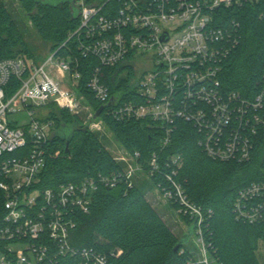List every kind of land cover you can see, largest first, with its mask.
<instances>
[{"label": "built area", "instance_id": "obj_1", "mask_svg": "<svg viewBox=\"0 0 264 264\" xmlns=\"http://www.w3.org/2000/svg\"><path fill=\"white\" fill-rule=\"evenodd\" d=\"M260 1L68 0L74 11L78 9L80 22L42 62L25 52L0 56V189L5 210L0 215V264H110L121 249L106 252L72 242L75 215L91 211L101 186L134 187L139 171L150 178L161 172L165 183L159 179L154 186L166 199L179 203L181 216L197 221L199 254L193 250L190 264H219L204 236L205 212L175 178L184 164L180 153L161 159L154 151L145 163L140 149L129 152L123 146L133 160L127 166L125 156L115 157L123 166L109 174L96 171L79 181L43 187L49 143L56 130L49 115L53 106L67 109L90 130H104V118H95L98 107L81 87V58L93 56L97 63L87 86L101 105L112 102L108 114L121 120L151 118L164 130V145L176 121L185 119L198 129V143L210 157L250 159L254 138L264 128V72L253 98L223 90V65L241 34L240 23L235 18L223 22L218 10ZM117 63L134 67L130 85L143 101L111 94L101 80L102 67ZM21 111L28 113L29 122L10 118ZM39 112L46 114L45 120ZM163 163L171 171H165ZM234 210L240 220L264 221V181L240 189ZM208 213L211 216L212 210Z\"/></svg>", "mask_w": 264, "mask_h": 264}, {"label": "trees", "instance_id": "obj_2", "mask_svg": "<svg viewBox=\"0 0 264 264\" xmlns=\"http://www.w3.org/2000/svg\"><path fill=\"white\" fill-rule=\"evenodd\" d=\"M21 3L42 41L48 49H55L68 39L69 32L80 20L68 1L52 3L43 0H21ZM264 0L243 7H221L222 21L235 18L240 23V43L225 60L220 75L225 91L238 90L253 98L259 89L264 72ZM73 43V41H70ZM64 51V49H63ZM19 52L35 56L25 37L15 23V18L3 1L0 2V56H13ZM131 56L129 54L128 58ZM97 61L93 56L81 58L82 90L90 102L100 107L87 81ZM134 67L117 63L102 67L101 80L109 86L111 94H121L123 99H139L130 82ZM179 94L182 91L179 90ZM106 105L101 113L115 138L129 151L140 149L142 161L154 151L161 159L173 153L184 157L182 168L175 175L183 183L188 198L200 205L206 219L202 224L205 239L211 243L210 251L219 264H264L259 256L260 241H264V221L250 223L236 217L234 203L240 189L252 182L264 181V128L254 138L251 158L245 161H224L210 157L199 145L200 133L194 124L178 119L171 139L162 143L164 130L151 118L121 120L107 113ZM49 117L55 119L56 130L50 139L47 165L42 175L43 187H55L68 181H79L86 174L101 171L105 174L123 166L121 161L105 147L99 135L85 127L80 118L67 109L53 106ZM63 125H73V130L59 133ZM69 149L67 148V141ZM163 169L171 171L165 163ZM162 179L158 172L151 182ZM144 184L126 188L101 186L95 193L89 213L75 215L77 226L72 231V242L77 246H94L109 252L121 249L110 264H190L193 248L180 241L158 211L147 200ZM179 207V203L175 204ZM212 210L210 216L208 211ZM3 192L0 189V215L4 212ZM193 232L197 230L195 219L183 216Z\"/></svg>", "mask_w": 264, "mask_h": 264}, {"label": "rangeland", "instance_id": "obj_3", "mask_svg": "<svg viewBox=\"0 0 264 264\" xmlns=\"http://www.w3.org/2000/svg\"><path fill=\"white\" fill-rule=\"evenodd\" d=\"M4 4L8 7L9 11L12 13L15 18V23L21 31L23 37L27 42L29 48L35 54V58L38 63L42 62L45 57L48 55L49 46L44 41L37 31V28L31 20V16L25 8L23 7L21 0H2ZM52 3H59L68 0H43ZM76 14L79 12L78 9H75ZM137 77V75H136ZM84 104H88L87 101H83ZM97 107V106H96ZM83 112L82 114H84ZM38 117L42 120L46 119V114L39 112ZM11 119H15L18 123L23 124L30 121V116L26 111H21L10 116ZM104 130H97L96 132L101 138L105 147L119 160L120 156H125L126 160H123L125 166L128 165V162H133L131 155L127 153L123 148L121 142H119L114 134L110 131L107 125H104ZM73 130V125H63L57 131L59 133H67ZM121 161V160H120ZM136 184H144L143 190L147 200L150 204L158 211L170 229L178 237H182L185 233L190 231L188 221L183 218L178 212V208L175 203L171 200L165 198L163 193L159 191L151 182V178L147 176L143 171H139L136 175ZM189 247L193 248L197 254H199V243L198 236L195 232H192L188 238ZM259 256L264 260V241H260ZM2 257V252L0 251V261ZM218 264V263H214Z\"/></svg>", "mask_w": 264, "mask_h": 264}, {"label": "water", "instance_id": "obj_4", "mask_svg": "<svg viewBox=\"0 0 264 264\" xmlns=\"http://www.w3.org/2000/svg\"><path fill=\"white\" fill-rule=\"evenodd\" d=\"M112 102H109L107 105H110ZM106 107V105H101L98 109H97V111H96V113H95V118H97V117H99L100 115H101V113L104 111V108ZM54 135V132H53V134H52V136ZM69 143H70V141L68 140L67 141V148L69 149ZM193 232V228L191 227L190 228V231L189 232H187V233H185L182 237H181V239H180V241L176 244V246H175V250H178L180 247H181V245L183 244V243H187L188 242V238L190 237V235H191V233Z\"/></svg>", "mask_w": 264, "mask_h": 264}]
</instances>
